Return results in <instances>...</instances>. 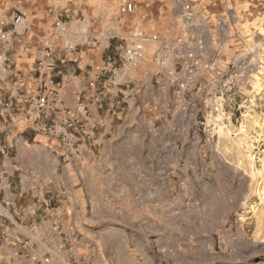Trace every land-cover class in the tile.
<instances>
[{
    "label": "rangeland",
    "instance_id": "rangeland-1",
    "mask_svg": "<svg viewBox=\"0 0 264 264\" xmlns=\"http://www.w3.org/2000/svg\"><path fill=\"white\" fill-rule=\"evenodd\" d=\"M74 1L70 6L65 0L54 2L56 13L49 12L52 23L38 48L28 54L18 51L22 31H27L26 15L23 24L14 28L10 19L19 11L0 7V19L7 21L2 29L8 31L6 49L1 52L5 65L0 60L5 71L0 75L9 83L13 79L23 82L20 94L36 93L42 80L59 89L63 76L79 70L66 65L73 62L74 52L87 49L91 59L96 54L115 55L120 39L138 31L180 37L187 30L199 29L209 39L205 25L194 28V22L184 17L186 4L196 24L207 21L215 28L219 15L237 17L241 40L231 39L221 69L238 59L247 69L246 76L240 91L226 94L225 116L205 115L202 100L209 96L205 80L199 90L186 92L181 99L173 87L168 91L167 84L157 87L154 83L146 101L139 105L137 100L136 112L125 118L118 134L111 138L110 132H104L107 145L101 151L96 144L81 154L80 150L69 153L54 139L24 128L30 125L28 118L18 114L13 132H0L1 143L8 147L0 155V228L8 225L6 215L28 225L24 231L29 235L55 236L41 225L40 216H31L25 206L30 198L25 203L20 198L18 206L24 208L16 214L8 204L11 196L4 197V189L20 190L23 177L29 179V192L49 189L51 183L30 180L34 159L28 156L30 147L37 152L46 143L44 159L58 166L55 172L42 169L44 176L59 177L61 167L70 160L76 162L77 171L87 178L85 188L94 194L93 202L107 211L103 221L108 226L99 231L104 243L112 246L117 236L122 254L136 264L142 260L143 264H264V0H127L134 3L128 14L119 10L116 0ZM47 46L52 49L46 56L52 68L38 67ZM67 49L72 56H66ZM56 63L61 65L55 69ZM43 119L49 122L51 116L48 113ZM104 124L100 131L106 130ZM16 146L22 149L21 155L14 150ZM44 199L42 209L57 204L56 197ZM87 202L90 205L91 199ZM31 218L38 224L37 234L29 227ZM18 236L16 244L25 248L27 239Z\"/></svg>",
    "mask_w": 264,
    "mask_h": 264
},
{
    "label": "built area",
    "instance_id": "built-area-1",
    "mask_svg": "<svg viewBox=\"0 0 264 264\" xmlns=\"http://www.w3.org/2000/svg\"><path fill=\"white\" fill-rule=\"evenodd\" d=\"M116 1L121 12L126 14L133 12V2ZM184 9L186 10L184 17L187 21L194 22L192 24L191 21L192 27H204V22L196 24L194 19L196 16L192 13L189 4L184 5ZM52 13L55 14V10ZM56 18L55 24L59 25L60 21ZM24 19V13L15 12L11 16L10 24L16 28L23 24ZM237 23V17L234 15H219L215 21V32L212 35L207 32L209 39L205 38L204 31L201 30L190 31L185 37L142 31L122 37L117 43L115 55L107 54L93 64L91 76L76 94V102L72 108L60 106L58 89L49 85L51 81L42 80V87L36 93L20 94L23 82L13 79L9 83L0 75V132H13L15 118L19 114L28 118L30 125L24 128H31L54 139L69 153L80 150L81 154L88 147L94 149L96 142L91 139L86 129L90 105L100 112L102 125L104 121L119 115L127 100L126 95L121 93L118 75L128 72L145 59L150 60L156 74L167 76V85L173 87L178 99H181L186 92L199 90L205 80V87L209 93V96L202 100L206 110L205 115L225 116L223 110L225 96L231 90H241L242 77L245 78L247 72L245 67L242 68V62L234 58L228 61L226 68L221 69V63L230 50L231 39L241 40ZM6 24V20L0 19L2 65H5V57L1 52L4 53L8 41V31L2 29ZM51 53L52 49L47 46L44 57L38 61V67L50 65L47 68H52L53 63H48L46 59ZM4 71L5 68L0 67V74ZM7 85L8 88L5 89ZM21 104L23 110H20ZM48 113L51 116L49 122L43 119ZM7 152L8 147L0 141V155H5ZM27 245L28 240L24 241L22 247ZM30 259L38 262L35 255H31ZM42 261L48 264L49 256H44Z\"/></svg>",
    "mask_w": 264,
    "mask_h": 264
},
{
    "label": "crops",
    "instance_id": "crops-1",
    "mask_svg": "<svg viewBox=\"0 0 264 264\" xmlns=\"http://www.w3.org/2000/svg\"><path fill=\"white\" fill-rule=\"evenodd\" d=\"M55 1L56 0H0V7H12L15 11L24 13L28 20L27 31H22V36L20 37L22 44H19V52L26 50V54H28L32 50L38 48L41 38L46 32L47 25L52 23L53 19L51 16L49 17V12L55 10ZM71 2L73 3L75 1L65 0L64 3L70 6ZM67 10L68 9H66V11ZM84 19L83 17L82 20ZM205 26L207 28L206 31L210 33L209 35H212L211 29H214V24L209 25L206 21ZM192 30L193 29L190 31ZM187 31L182 33L180 37H185L189 34V31ZM209 35L207 36L208 38H210ZM86 50L87 49H85V51L79 50L73 54L67 49L66 56H70V54L72 56L73 54L74 57L72 59L73 62H68V60H71L70 57L66 59L68 62L66 65L73 67L74 72L76 68H79V70H77V74L72 73L68 76H63L59 84L58 100L61 107H74L76 94L91 76L93 64L99 62L103 57L101 54H96L95 57L91 59L87 56V54L89 55L91 52L89 51V53L86 54ZM60 65L61 64L56 63L54 68L56 69ZM118 83L121 93L126 95L127 100L126 106L123 109L124 112H121L123 113L121 120H119V118H121L119 117L121 113L111 117V119L104 121L106 130L100 131L102 126L100 112L97 111L93 105H90V116L86 122V129L89 136L92 139L95 138V142L98 144V151L105 149V145H107V140L103 139L104 132H110L111 138H113V134H118L125 118L131 115L130 112L132 114L136 112L135 106L137 100L140 101L139 105H141L143 101L145 102V96L149 88L155 87L154 83H156L157 87L162 86L161 83L165 86V84H167V76L160 73L156 74L150 60L145 59L128 72L120 73L118 75ZM64 85L68 87L65 89ZM166 87L169 91V86L167 85ZM156 89L160 91L159 88ZM158 91L155 90L154 92L156 93ZM109 128L110 130H108ZM45 146H47L46 143H43L41 147L42 150H38L37 152H35L34 147H30L29 149L30 152L28 156L30 160L34 159V163L32 162L34 167H31L30 180L35 181L36 184H38V182H44L45 184L51 183L49 189L45 188L41 191L39 187V189L29 192V185L27 184L29 183V179L23 177L20 190L10 192L4 189V197L11 196V201L8 204H10L12 209H10L8 205L7 206L16 214H18L17 210L19 211V209L24 208V206L22 208L18 206L20 198L23 196V203H25V199L29 201L28 199L30 198V204L26 202L25 206L31 210V216L32 214L35 215V213L36 216H40L41 225L45 228H50L55 236H48L46 238L44 232H41V235L39 233L37 234L39 229L36 221H33L34 215L32 216L33 218L29 219L31 221L29 227L32 228V231H36V237L26 232L29 230L27 227L28 225L22 221H20V223L15 220L13 221L8 216L4 215V221L7 219L8 225L5 227L3 225L4 228H0L1 264H46L42 261V258L47 255L50 259L48 264H136L134 259L133 261L130 259L131 256L122 254L119 249L120 245L118 244L116 234H114L116 237H114V244L112 246H106L104 243V236L99 231L100 228L108 226V223L103 221L104 217H106L104 214L107 211L97 208L95 205L96 203L93 202L92 199H95L94 194L85 188L83 182H86L87 178L77 171L78 167L76 162L70 160L69 163L61 167L62 175L59 177L56 175H53V177L44 176L42 169L46 168L48 171L55 172L53 169L58 166V163L44 159L46 152H48L45 151L47 150ZM14 150L17 155H21L20 151L22 149L16 146ZM92 152L89 153L92 154ZM49 153H47V156H49ZM78 175L79 178H77ZM59 182H62L63 185L58 184ZM45 197L48 198V201L56 197L57 204H54L55 206L47 205L42 209L41 202L45 201ZM88 199H91L90 205H88ZM3 201L4 200H2V202ZM39 212L48 215L41 216ZM19 218L22 219L21 217ZM0 225H2L1 221ZM18 235L21 236L22 240H28V245L25 248H20L19 245L16 244L20 240ZM96 237L98 239H96ZM43 242H46L47 245L45 246ZM31 255H35L38 262L30 259ZM143 263V260L142 262H138V264Z\"/></svg>",
    "mask_w": 264,
    "mask_h": 264
}]
</instances>
